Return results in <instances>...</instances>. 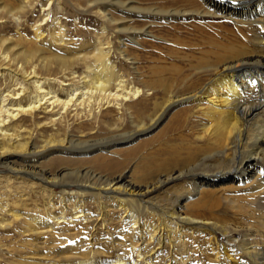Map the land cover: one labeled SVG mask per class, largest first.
<instances>
[{
	"label": "bare ground",
	"instance_id": "1",
	"mask_svg": "<svg viewBox=\"0 0 264 264\" xmlns=\"http://www.w3.org/2000/svg\"><path fill=\"white\" fill-rule=\"evenodd\" d=\"M54 1L0 0V174L25 175L68 193L59 198L58 214L44 205L48 220L24 217L23 234L53 238L64 230L81 240V247L73 242L62 249L70 257H36L34 264H143L150 240L161 245L163 233L170 234L167 222L152 227L139 217L156 209L153 194L177 184V206L169 202L160 220L206 227L213 236L218 230L237 241L232 253L243 264H264V0H154L146 7L85 0L80 14L91 12L100 25L93 40L78 44V26L70 34L59 23L55 15L63 9L52 12ZM109 8L126 16L114 17ZM34 14L38 19L29 24ZM124 20L145 24L120 27ZM8 22L13 29L6 31ZM22 26L30 36L23 37ZM163 47L170 48L168 66L142 72L140 51ZM114 55L130 62L131 75L119 74ZM163 128L143 146L147 156L121 170L129 155L123 149ZM80 156H90L91 167L71 182L69 163ZM100 168L112 173H97ZM83 195L97 201V217L77 209ZM105 204L114 206L116 221L126 218L118 221L124 234L115 235L124 256L113 259L90 257L93 238L109 236L115 221ZM69 206L75 217L64 225ZM85 219L88 225L80 227ZM22 259L10 264H26Z\"/></svg>",
	"mask_w": 264,
	"mask_h": 264
},
{
	"label": "rangeland",
	"instance_id": "2",
	"mask_svg": "<svg viewBox=\"0 0 264 264\" xmlns=\"http://www.w3.org/2000/svg\"><path fill=\"white\" fill-rule=\"evenodd\" d=\"M134 1L137 3V4H134L135 5L134 7H141V6L146 7L147 4L152 3L154 0H134ZM84 6H85V0H67V1L66 0H56L54 1L52 8H51L52 12L57 11L58 8L63 9V12L57 13L55 17L56 16H57L56 18L59 17L58 19H59V23L61 22V25L66 24L65 27L70 28V30L68 28L70 34H71L70 31H74L75 26L76 27L78 26L77 27L78 34H76L75 36L73 35V38H76L75 43L77 44L82 39L83 40H93V37H94L93 33L98 29V26L100 25L99 21L94 17V15L91 12L87 14H80ZM39 8L40 7H37L36 5L35 13H37ZM109 13L112 16L118 17V18L120 16L121 17L126 16L124 14H121L118 10L114 8H109ZM38 16L39 15L34 14V16L28 18V23L30 24L36 21V18L38 19ZM47 22L46 23L49 25L52 24V21L50 20ZM73 23L75 25H73ZM144 24L145 22L141 20H124V22H122V25H120V27L125 28V27H129L132 25H136L137 27H142ZM7 26L8 28L6 31H9V29L10 30L13 29V25L11 23L8 22ZM23 29L24 27L22 26L21 32L23 34V37L30 36V34L28 35V33L26 32L24 33ZM119 38L123 39L122 36H120ZM109 39L112 40L111 42L113 43L112 44L113 47H116L117 41L114 38V35L112 36V38L109 37ZM174 49L178 50V47H174L173 50ZM127 50L129 51V53L131 54L133 53V47L129 46ZM140 52L141 53H139L140 56L138 57V59H139V62H141L140 67H141L142 72L148 73L154 70L156 72H160L161 67L168 66V64L172 61L170 57L171 53H170L169 47H163L159 51L150 50V51H140ZM183 53L184 55H190V53L187 51ZM111 60L112 62H114V64L119 69V74H121L122 76L131 75L132 70H131V67H129L130 62L125 63V61L123 62L122 60L118 61L119 59L117 58V55H114ZM178 65L180 66L181 69H186L187 67L185 63L182 61H179ZM78 71L79 73L81 72V70H78ZM163 130L164 128L160 131H157L154 134L143 137L138 142L139 144L138 147H135L134 145H128L126 148H124L123 150H126L129 155H128V159L126 163L123 165L121 170L134 166L138 158L140 159L141 157L147 156L148 150L146 151L145 147L143 146L147 144V142H149L150 140L158 137L162 133ZM89 158L91 157L90 156H82V157L80 156L77 161L76 160L73 162L71 161L69 163L70 166H68V168L71 169V174L68 175L67 179H70L71 181V179H74L75 173L77 171H79L80 173L83 168L90 166L91 164H89V161H88ZM60 164L61 163H55L54 167ZM0 170L2 169L0 168ZM95 170L97 173L103 172L101 174H105V173L111 174L112 173L111 171L105 170L103 168L95 169ZM154 175H155L154 173L149 174L147 179H152ZM174 188L180 189L181 185L177 184L175 185V187L168 186V188L165 187L161 191L153 194L154 196L152 195L151 197L152 200L151 199L150 200L152 204L154 203L153 205L156 207V209L143 211L141 217H139L141 221L147 224H151L152 227L159 225L160 222H163V223L167 222V225L169 227L167 230L169 231V234H170L169 236L168 233L167 234L165 232L163 233L164 241L161 242V245H157L155 240H150V242L147 244V250L149 253L146 254L147 258L145 259L143 264H237V263L243 264L244 259H242L239 256V253H232V251L233 252L235 251L234 247L237 244V241L234 240L232 242H228L227 239L221 233L218 232V230L216 231L217 234L213 236V232L211 230L206 229V227L196 228V227H192L188 225L187 226L185 225L182 226L181 224L177 225L176 224L177 221H175L174 219H171L170 221H168L167 218H165L164 220H160V217H162L159 214V213H162L160 211H165L168 207H170L168 205L169 202L170 204L172 203L174 204L173 202L174 196L175 194H177V193H172V191L174 192L175 190ZM61 189L65 190V188H61ZM66 194L68 193L63 194L60 188H57V187L50 188L49 186L42 184L40 181L32 179V178H28L25 175H11V174H8L7 172L5 173V171L4 173L0 174V222H3V225H0V244H1L0 245V251H1L0 264H10V262L12 263L13 260L16 261L22 258H23L22 260L24 261L26 260L25 262L26 264H29V263L34 264L36 263L35 262L36 260L34 259H37L38 257L42 258L41 260L43 261L49 260L52 262V261H56L57 259L60 260V259H66L70 257L68 256L69 255L68 252L70 250L67 251V250H62V249H66L67 247L70 246L71 243L74 242L76 243L75 246L79 245L78 247H81L80 246L81 240L77 236L75 237V235L66 233L64 230H60L59 233H57V235L58 234L59 235L58 236L56 235L53 238L49 237V235H46V234L36 236L35 234H26V233L23 234L22 233L24 230V227L22 225L24 222L23 221L24 217L26 218L29 217L31 219L35 218L36 220L38 219L39 221L48 220L49 218L46 215V212L43 210L45 209L44 205L47 204L49 209H51V212H50L51 214H56V213L58 214L57 211H60L59 210L60 209L59 208L60 199ZM50 204L51 206H49ZM52 205L55 208H53ZM105 205L107 206L106 210L108 212L110 211L109 213L111 214L110 217L114 219L115 221H113L110 224V227L107 229L110 232L109 236L107 237L100 236V237L93 238L94 240L93 245L95 248L93 249L91 248L94 254L91 253L92 255H90V257L113 259L116 256H120V257L124 256V254L122 253V250L124 249L120 247V243L119 241H116V237L119 235L121 231H123L121 228H119L118 221L119 222L125 221L126 218L123 214H121L120 218L116 221V218H117L115 217L116 211L112 209V207L114 206H108V204H105ZM81 206L84 207L87 211H89L93 215H95V217H97L98 203L95 199L92 200L89 196L83 195L80 200L79 207H77V209L80 208ZM174 206H177V205L174 204ZM71 208L73 207L69 206V211L66 213L68 216L67 218L69 220L65 219L64 220L65 223H63L64 225L70 224V222L73 221L75 217L74 208L73 209ZM13 214H16V215H13ZM13 216L15 217L18 216V219L14 218ZM81 222L79 223L81 224L79 226L83 228H85L84 225L86 226L89 223L86 219L81 220ZM59 225L60 224H58V226ZM203 225L210 226L209 224H206V223H204ZM127 226L129 228H132L133 224L131 223V221L127 222ZM99 229L100 231L98 232H100V235H101L103 231L101 230V228ZM84 232L91 233L93 231L91 229H88ZM122 234H124V231L122 232ZM112 240H114V242H112ZM124 241L126 242L125 249L128 251H131L132 244L126 238H124ZM24 244L25 246H23ZM110 245H114L118 247L117 248L110 247ZM84 246L83 248H85ZM106 246H109V247L106 248ZM223 247H227L226 248L227 251H231L230 252L231 257L228 258L229 260L228 259L226 260L224 258ZM101 249H104V251ZM216 251L220 252L218 253L219 255L217 257H215V254H214ZM11 252H12V255H11ZM79 254L80 253L77 252L74 255V257L76 255L79 256ZM59 255H63L65 257L63 256L59 257ZM128 255L129 256L132 255L133 256L132 258L134 259L135 262L136 260H138L137 255H134L131 252H129ZM151 255H154V257H150ZM8 258H10L9 261H8ZM27 260H29V262H27Z\"/></svg>",
	"mask_w": 264,
	"mask_h": 264
}]
</instances>
